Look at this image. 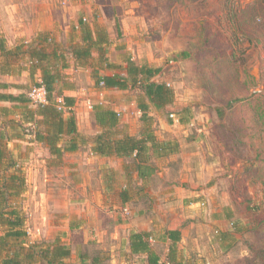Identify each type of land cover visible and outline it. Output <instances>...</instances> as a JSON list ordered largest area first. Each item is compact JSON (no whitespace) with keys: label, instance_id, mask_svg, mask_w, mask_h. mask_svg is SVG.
Segmentation results:
<instances>
[{"label":"rangeland","instance_id":"1","mask_svg":"<svg viewBox=\"0 0 264 264\" xmlns=\"http://www.w3.org/2000/svg\"><path fill=\"white\" fill-rule=\"evenodd\" d=\"M34 19L62 26L95 20L107 31L110 62L120 65L129 56L137 65L160 68L153 80L173 89V104L163 110L151 106L149 113L157 138L181 149L157 163L162 174L152 181L149 207L157 218L167 208L165 228L180 229V264H261L254 251L264 250V0H0V36L8 34V47L32 37L23 26ZM17 30L26 31L20 41ZM81 71L72 78L81 97L78 129L91 138L87 133L98 129L90 106L132 114L138 90L99 98L90 71ZM234 99L239 101L228 107ZM185 109L188 122L181 125L176 114ZM19 146L28 186L21 202L27 242L58 238L71 251L68 264H78L81 253L99 256L101 264H147L145 255L126 252L123 225L137 219L114 209V193L102 189L101 180L111 177L107 170L121 163L90 161L87 144L60 162L41 145ZM194 178L211 190L199 207L208 211L205 220L182 219L175 201L161 209L164 189L181 183L193 191L182 180ZM212 214L221 221L213 224ZM162 234L151 245L164 264Z\"/></svg>","mask_w":264,"mask_h":264},{"label":"trees","instance_id":"2","mask_svg":"<svg viewBox=\"0 0 264 264\" xmlns=\"http://www.w3.org/2000/svg\"><path fill=\"white\" fill-rule=\"evenodd\" d=\"M78 29L79 43L68 52L78 66L86 64L96 54L97 69L91 72L95 86L119 91L138 90L140 132L138 136H130L120 125L117 112L95 104L91 113L100 132L90 140L81 136L73 113L75 100L65 95V91L73 89V84L63 73L68 67L67 57L57 53L55 48L46 50V46L52 43L46 33L39 34L31 43L18 42L12 47H8L0 36V264H68L66 260L71 255L69 247L58 238L51 243L27 242L21 202L28 186L20 160L19 141L42 145L56 160L91 144L89 151L92 155L123 159L127 178L136 173L140 180L150 178L156 172V159L178 153L177 142L159 140L152 131L153 117L149 115V107L163 110L174 102L173 89L166 83L153 80L161 69L137 65L129 56L124 57L123 64L111 63L106 56V48L110 44L107 31L95 20L91 25L80 20ZM100 70L113 73L99 74ZM24 73L27 78L22 83L3 80L21 78ZM33 86L45 89L46 103L36 105L28 99ZM238 101L232 100L228 107ZM186 111L176 114L181 125L188 122V117L183 114ZM168 120L171 122L169 117ZM114 196L121 203L129 202L131 185L114 192ZM70 228L73 229L72 226ZM164 235L169 240L167 264H180V232L166 231ZM128 246L130 254L146 255L147 264L159 263V256L152 249L147 232H131ZM254 256L264 264V250L254 251ZM78 262L101 264V259L97 255L81 253Z\"/></svg>","mask_w":264,"mask_h":264},{"label":"crops","instance_id":"3","mask_svg":"<svg viewBox=\"0 0 264 264\" xmlns=\"http://www.w3.org/2000/svg\"><path fill=\"white\" fill-rule=\"evenodd\" d=\"M65 23V21H64ZM78 24L79 22L76 24L75 22H68V24H64L63 26L60 23H57L56 20L52 21V19H50V21L48 22H42L40 19H34L31 22L27 23V26H23L25 28V30H27L26 28H28V30H30V32H32V37L28 38L27 41H25V43H31L32 41L36 40V37L41 34V33H46L52 40V43L49 46H46V50L47 51H52L54 48L56 49L57 53H63L67 58V64L68 67L67 69L63 70V73L65 74V76L67 77V80H69V82H71L73 84V89L72 90H68L65 91V95L72 97L75 100V104L73 107V113L75 115V120H76V125H77V130L79 132V134L81 133L79 131V123H80V119H79V113H78V107H80V90L76 89V79H73V75L74 73H78V70H89V74H90V80L91 79V72L94 69H97L96 67V54H93L92 59L88 60V62L84 65H80L78 66L77 63H75L73 57L71 56V54L68 52L70 50V48H72L73 46L77 45L79 43V39H80V31L78 29ZM90 25L92 23H89ZM24 30V33L20 32V30L17 31H13V33L18 35V39L19 41L22 39V36L25 35L26 31ZM27 30V31H28ZM29 32V31H28ZM28 34V33H27ZM108 35V34H107ZM4 38L7 40L8 39V34L4 36ZM109 40V37H108ZM110 42V41H109ZM7 44V43H6ZM107 56V54H106ZM110 62V61H109ZM112 63V62H111ZM86 68V69H84ZM81 71V72H83ZM111 72V73H108ZM113 71H104V70H100L99 74H111L112 75ZM21 78L25 81L27 78V74L24 73ZM8 81L7 82H14L13 79L16 78H7ZM20 79V78H17ZM15 83H19V82H15ZM94 84V82H93ZM97 87V86H96ZM96 89L95 91H97L95 94L96 96H98L99 98H102L103 96L106 97V95H108L109 93L113 92L114 89H105V88H99ZM117 91V90H115ZM119 91V90H118ZM14 92V91H13ZM126 92V91H123ZM103 101V100H102ZM83 103V102H81ZM108 103V102H105ZM137 104H138V99L136 98L135 101H133L131 103V106L129 107V109H132L133 112L132 114H128L126 111L125 112H120L118 109L112 107V106H106L109 107L111 109H113L115 112H117L118 117H119V122L120 125L122 127H124V130L128 132V134L130 136H138L139 132H140V123H139V117L141 115L140 111L137 108ZM2 105V104H1ZM151 106L149 107V112H150ZM149 115L151 116V114L149 113ZM91 117L92 120L94 122L95 128H97L98 130L94 133H87V135L90 136H95L97 133L100 132L99 128L97 127V125L95 124V121L93 119L92 113H91ZM168 123L173 122L174 120H171V122L169 120H167ZM178 122V120H175ZM179 123V122H178ZM180 124V123H179ZM153 127V126H152ZM154 132V131H153ZM155 134V132H154ZM81 136L85 137L86 139H92L86 137L85 135L80 134ZM156 135V134H155ZM157 137V136H156ZM157 139L159 140H166L164 138H160L158 137ZM20 142H25L27 145H32V143H28L26 140L25 141H19L18 143L20 144ZM13 144H10V148L12 147ZM42 146V145H41ZM91 144H87L88 149H90ZM181 145L179 146L178 144V153H179V149ZM44 150L48 153V150L44 147ZM20 151H21V147H20ZM22 151H27V148H24ZM78 152V151H77ZM77 152L74 153H66L63 155V157L65 155H71V154H75ZM90 152V151H89ZM49 155V153H48ZM91 155V158L89 159L90 161H93L95 159H98V161H104V162H119L121 163V167H117L114 170H111L112 168H109L107 170V174L110 173L111 177L104 179L103 181L101 180V184L103 185L102 189L104 192H107L110 194L111 190L112 193L114 192H119L122 189H124L126 187V185L129 186V184L131 185V199L129 202L127 203H121L118 199L117 196H114L116 202L118 203L117 205H115L113 208L114 209H119V210H123L120 211L124 212V215L127 213H129L131 215L132 218L137 219L135 221H132L131 223H124L123 228L125 231V239H126V252L130 253L129 250V246H128V236L131 232H147L149 234V242L150 245L152 242H157L158 240V236L157 234L159 233H163V240H165L166 245H167V249H168V245H169V240L167 238H165L164 233L166 231H174L177 230L180 232V229L177 228V226H171L168 228H165V226H167V220H166V216L168 215V209L165 208L167 206L170 207V205L172 204V202H177V207H180L181 211H183L184 213L181 215L182 219H185V217L187 219L190 218H194L197 217V219L205 220V217L208 213V211L206 209L199 208L201 207V204L204 205L205 201L204 198L206 196H208V194L210 193L211 190H205L202 187H200V184L202 183L197 179H184L182 181H188L189 183V187L190 189H192L193 191L188 192L187 189H184L183 187H181V183L180 186L178 187H174V189H164L161 192V195L163 197V200H161V209H164V212L158 215V218L155 214L154 211H151V208L149 207V205H151V194H150V188L153 184V179H156V176L160 174V171H158V168L156 170V172L150 177V178H146L143 180L138 179L137 174L134 173L133 175H131V178H127V175L124 171V167H123V159H117L115 157H100V156H96V155ZM172 156L171 155L169 157L166 158H160V159H156L155 160V166H157V163L160 162V160H166V159H171ZM50 159H52V161L55 162H60L61 160H56L54 157L49 156ZM62 157V158H63ZM190 158H195L194 155H191ZM158 167V166H157ZM191 171H193V173L197 174V168L194 167ZM159 172V173H158ZM161 178V177H160ZM118 180V184L119 185L117 188H114L113 185H115V180ZM175 193V194H174ZM176 195V196H175ZM145 203V207L144 208H137L139 203ZM117 206V207H116ZM214 212V211H212ZM211 212V213H212ZM179 215V213H176V215ZM123 216V214H121ZM209 215V214H208ZM211 216V214H210ZM220 214H217L216 216L214 214H212V223L215 224L217 222H220ZM170 224L168 226H170L172 224V220L169 219ZM71 226V225H70ZM163 227L165 228V230L163 231ZM182 238V235H181ZM181 241V239H180ZM152 247V245H151ZM146 256V255H145ZM158 264H162L159 263ZM164 264H167V262H164Z\"/></svg>","mask_w":264,"mask_h":264},{"label":"built area","instance_id":"4","mask_svg":"<svg viewBox=\"0 0 264 264\" xmlns=\"http://www.w3.org/2000/svg\"><path fill=\"white\" fill-rule=\"evenodd\" d=\"M84 20V19H83ZM103 83H100V86H102ZM28 99L33 103V104H44L46 103V91L43 87H37L33 86L30 88L28 92ZM92 109V106H90Z\"/></svg>","mask_w":264,"mask_h":264}]
</instances>
